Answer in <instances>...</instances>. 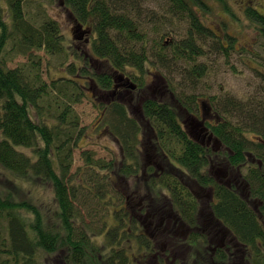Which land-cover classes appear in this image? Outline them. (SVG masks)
Here are the masks:
<instances>
[{
  "label": "trees",
  "instance_id": "obj_1",
  "mask_svg": "<svg viewBox=\"0 0 264 264\" xmlns=\"http://www.w3.org/2000/svg\"><path fill=\"white\" fill-rule=\"evenodd\" d=\"M34 1L0 0V165L20 178L41 183L39 187L50 186L53 199L44 198V193L42 198L36 199L37 194L24 191L15 181L16 176L0 173V264H47L49 256L58 252L64 254L65 264H129L127 249L117 248L115 243L122 239L127 241L130 232L139 229L135 223L117 240L116 231L107 230L102 244L94 241L99 233H91L88 226L79 225L76 204L79 194L71 183V168L80 139L85 134L92 135L88 126L81 124V116L74 105L81 101L82 94H87L84 90L88 87L70 76H61L50 82L44 78L42 58L35 51L46 49L51 55L61 56L65 51L64 35L58 21L47 15L41 3L35 5ZM145 2L65 0L80 24L87 20L93 22V58L102 60L120 74L133 77L140 70L145 73L144 67L151 58H157L165 68L166 63L173 64L176 59L190 63L197 56L209 55L205 47L213 36L198 12V7L207 5L205 0H169L172 15L187 24L185 37L173 42L170 52L164 42L153 50L147 47L145 32L140 29L141 24L137 25L142 23ZM246 14L264 37V13L255 7H247ZM214 40L210 54L215 53L213 50L227 51L228 46L222 40ZM18 56L28 58L9 67L8 63ZM88 59L84 57L86 63ZM129 67H132L131 72ZM190 70L197 78L202 77L207 64L191 66ZM106 73L95 81L108 90L113 86V78ZM194 95L185 98L186 105L178 96L177 105L150 98L143 109L146 124L156 132L161 149L175 156L193 178L215 186L217 202L213 209L216 216L232 227L238 236L253 244L257 252L250 259L252 264H264L263 248H259L256 242V237L264 241L259 220L260 217L264 219V99L257 104L253 103L254 100L245 104L233 97H219L216 100L219 106L221 98L223 110L213 105L215 99L210 102L219 116L218 122L212 126L213 132L229 149L231 164L246 165L250 154L260 161L257 166L250 162L252 164L245 173V190L261 203L258 210H254L250 205L251 198L244 199L235 189L215 183L204 170L211 151L193 142L178 120L180 109L177 108L180 106L195 112L193 108L198 99ZM106 107L109 109L102 113L97 127L102 131L107 129L122 141L125 158L121 159L119 171L126 175L136 174L137 169L132 168L135 157L132 156L140 143L143 126L124 104L113 102ZM253 131L258 133L256 140L248 136ZM22 147L31 148V154L21 150ZM81 155L85 162L83 169L88 171L86 177L97 179L104 169L117 170L115 161L96 159L90 150H83ZM162 182L171 188L175 203L178 199L179 205L193 204L192 207L196 208V200L192 199L190 191L185 190L180 178L169 175ZM99 184L98 191L107 190L105 185ZM85 188L92 190L89 186ZM184 194H187L186 198ZM102 196L99 194L104 198ZM122 210L114 212L119 220L121 215L127 214L125 210L121 213ZM121 220L124 219L121 217ZM144 236L135 238L136 244L143 249L142 245L145 248L150 245ZM108 248L111 249L106 253Z\"/></svg>",
  "mask_w": 264,
  "mask_h": 264
},
{
  "label": "rangeland",
  "instance_id": "obj_2",
  "mask_svg": "<svg viewBox=\"0 0 264 264\" xmlns=\"http://www.w3.org/2000/svg\"><path fill=\"white\" fill-rule=\"evenodd\" d=\"M145 1L143 20L142 23H137V25L141 24L139 27L145 32L144 38L148 41L147 47L153 50L158 47L160 42H164L168 45L166 50L170 52L173 42L176 43L185 37L187 24L180 20L178 16L172 15L169 10V0ZM205 2L207 3L205 8L198 7V12L203 24L211 31L213 36L212 39L208 40L210 43H207L205 47L209 51V55L197 56L190 63L176 59L173 64L166 63L165 68L161 66L162 64L157 58L153 60L151 58L144 67L145 73L140 70V72H136L135 76H131L133 80L142 83V88H120L121 90L122 88L124 89L122 92L128 91L127 94L122 95L125 101L124 104L129 109L131 116L138 121L141 127L143 126V130L146 129V120L143 117L142 110L139 111L137 107L138 94L147 99L152 98L160 102L175 103L176 105V102L179 103L178 97H181L186 105L185 98L195 94L196 96H194L199 102L206 100L210 103L211 100L215 99L213 100V105L216 108L218 107L219 110H223L224 105L220 98L219 107L216 99L223 96L239 99L245 104H249L253 100V103L257 104L261 102V99H264V37L257 25L246 14L247 7H255L261 13H264V0H205ZM33 3L35 5L39 3L43 5V8L47 10V15L58 21L61 26V32L64 35L65 51H63L61 56L51 55L46 49L35 51L42 58L44 78L50 82L61 76H70L78 83L88 87L84 90V93L87 91V94H82L81 101L74 105L81 116V124L88 126L89 130H87L92 135V137H89L85 134L80 139L78 146L74 150V164L71 168L73 175L71 183L76 186L75 188L79 194L76 200L79 210V225L88 226L91 233H99L94 239L98 244H102L105 239L104 233L106 234L107 230L110 229L116 231L117 240L122 235H126L130 227H134V222L126 220L127 217L121 215V213L125 209L128 212L130 211L131 215L133 210L137 212L139 208L137 202L142 196L145 200H151L153 202L152 206H150L152 214L150 213L148 219L143 222L149 223L154 220V223L146 228L140 221L141 227L136 229L135 232H130L131 237H126L127 241L126 239H122L121 242L117 241L115 246L127 249L129 264H141L138 260L145 264H149V262L153 264L154 257L150 252L151 249L149 247L144 249L139 247L134 240L140 235L144 236L140 234L143 230L146 231L144 240L151 245L153 242L150 243L148 239L153 238L154 244L152 245L157 250H161L164 245L169 247L175 238H178V240L180 238L184 239V235L177 234L173 239L169 237L175 231V228L168 227L166 221L163 225L161 224L159 229L155 228L156 223L159 222L157 212L160 210L158 207H163V205L167 207L165 203L168 200L166 196L164 197L163 194H160L161 198L156 201L154 198L156 193L149 189L148 184L144 185V182L141 184L144 178L142 172L143 161L145 164H149L148 158L151 156V150L146 151V156L145 152L144 154L142 153L141 163L137 162L138 166L141 164L139 175L129 176L121 173L119 168L123 152L119 140L107 129L102 131V129L97 127V121L102 113L105 109H109L106 105L112 104L114 99L111 98L112 92L110 89H101V86L95 80H98L99 76L105 74V72L110 73L111 76L108 75L113 79H116L117 75H115V71L111 66H108L102 60L93 58V22L91 20L84 21V26L81 27L84 30L78 28L79 26L72 10L66 5L65 0H36ZM216 38H219L224 45L228 46L227 51L224 49L222 53L213 50L215 53L210 54L212 51L210 46H213ZM84 55L89 57V64L84 60ZM27 58V56H18L9 62L8 66L15 67L19 63L26 61ZM201 63L207 64V70L202 77L197 78L190 72V68ZM129 70L131 72L132 67H129ZM118 82H121V80L118 79ZM181 98H179L180 101ZM195 113L201 116L202 109H196ZM181 115L183 116L181 118L186 120V122L187 115L188 118L192 116L185 111ZM256 132L248 133L250 139H258L259 136ZM20 149L31 154V148L22 147ZM83 150L92 151L96 159L115 161L117 170L104 169L96 176L97 179L94 177L91 179V176L86 177V172L88 171L83 169L85 164L81 155ZM214 152L215 154L213 155H216V157L213 158L212 172L216 180L219 177L220 180L225 182L226 179L222 176L220 170L230 174L233 171V173L237 174V169L233 168L234 166L229 163V152L222 145H219ZM253 159H255L254 155L250 154V161L242 168L243 172H248ZM4 172L8 173L10 177L16 176L15 181L24 188V191L28 190L30 193L34 192L37 194L35 195L36 199L42 198L44 194V198L53 199L50 186L39 187L41 183H34L26 178H20L13 173H9L8 170L0 165V173L4 175ZM85 177L87 178L86 180ZM179 177L181 178V176ZM80 178H84V180H79ZM99 183L105 185L104 188L107 190L98 191ZM190 185L198 191L197 184L190 183ZM88 186L92 190L85 188ZM104 192H108L107 195ZM207 193L208 188L203 191V197L200 198L201 209L205 206L204 200L208 198L206 196ZM99 194L100 196L104 195L102 196L104 198H100ZM247 197L249 198V195ZM250 200L252 201V199ZM121 209L123 210L118 215H121L125 221L121 220V217L119 220L114 214L115 211ZM122 225L123 227H121ZM110 249L108 248L106 253H109ZM63 255V253L60 254L59 252L52 254L51 257L49 256L47 264H65ZM146 260H148L147 263Z\"/></svg>",
  "mask_w": 264,
  "mask_h": 264
},
{
  "label": "flooded vegetation",
  "instance_id": "obj_3",
  "mask_svg": "<svg viewBox=\"0 0 264 264\" xmlns=\"http://www.w3.org/2000/svg\"><path fill=\"white\" fill-rule=\"evenodd\" d=\"M76 22L79 26L78 28H81V25L82 27L84 26L83 23L80 24L77 20ZM81 30L84 29L81 28ZM114 71L116 72L115 75H117V78L112 80L113 86L110 89V91L112 92L111 98L114 99L112 103L116 102L124 104L125 101L123 100L122 95L127 94L128 91L125 90L122 92V90H124L123 88H142V83L133 80L131 76L118 73L117 70ZM118 79H120L121 82H118ZM121 87H123L122 90L120 89ZM137 99L138 110H142L143 117L145 118L143 109L145 103L150 98L147 99L138 94ZM177 109H180L178 120L185 128L190 139L197 144L199 143L201 146L206 148L207 151H211L209 155V163L205 166L204 170L209 173L210 177H212L211 179H214L215 183L222 184L229 189L233 188L239 193L241 197L247 199L246 197L247 195H249L245 190L247 182L245 179V172H243L242 170V168L245 167V164L234 166L233 164H231L228 154V161L232 166H234L233 168L237 169V174L233 173V171L230 174L226 173V171L223 172L224 170H220L222 176L226 179L225 182H223L224 180H220L219 177L217 179L220 181L216 180L212 172L213 158L216 157V155H213L215 154L214 151L219 145H222L224 148H226V146L222 144L221 140L214 134L212 129L213 124L215 122H218L219 120V116L214 111L215 107L208 103L206 100H202L201 102L197 101L193 109H202L201 116H198L195 112L191 113L188 110H185L188 108H184L183 106H180ZM184 111L187 112V114L192 115L190 118H188L187 115V122L186 120L181 118L183 117L181 113ZM145 120L147 123L146 118ZM158 140L160 139L158 138L156 132L152 130L150 126L147 125L146 129L142 130L139 140L140 143L138 144V147H136V153L132 156L133 158L135 157L134 160H132V168H134V170L137 169V173L133 174L132 176L139 175L141 164L138 166L137 162L141 163V154H144L145 152L146 156V151L151 150V156L148 158L149 164H145L143 161L142 172L144 174V178L141 184H143V182L144 185L148 184L149 189L152 192L156 193V195L154 196L156 201L161 198L160 194H163L164 197L166 196L168 200V202L165 200V204H167V207H164V205L163 207H158L160 210L159 212H157V216H159V222L156 223L155 228L159 229L161 224L163 225L166 221L168 227L175 228V231L169 237L173 239L177 234H183L184 239L180 238L178 240V238H175L173 239L174 241H172L169 247L167 245H164L161 250H157L156 247L152 245L154 244L153 238L148 239L150 243L153 242L150 246H148L149 249H151L150 252L154 257L153 264H252L250 259H252L254 254L257 252V250H255V248L253 247V244L246 242L243 237L238 236L236 231H234V229L227 224H224L214 212L213 205L217 202V197L215 195V186L211 183L208 185L202 184L196 177L193 178L192 174H190V171L182 164H180L175 156H172L161 149ZM146 144L148 147L146 146ZM121 149L122 152H124L122 143ZM226 149L229 152V149ZM122 158H125L124 153L122 155ZM255 162L260 161L255 158L253 159V163L256 165ZM260 165V167H263L262 164ZM169 175L178 178H180L179 176H181L180 179L187 188H185V190L190 191L194 197L192 199L196 200V208L192 207L193 204H191L190 206H181L178 203V199L175 203L171 188L162 182V179ZM190 183L197 184L196 187L198 188V191H196L195 188L190 185ZM206 188H208V193L206 195L208 196V198L204 200L205 206L203 209H201L200 198L203 197L202 193ZM186 196L187 194H184V198H186ZM249 198L251 197L249 196ZM251 199L252 201H250V205L254 210H258L261 203L258 202L255 198ZM137 204L139 208L137 209V212L133 210L132 215L130 211L128 212L125 209V213H127L126 220L133 221L139 228L141 227L142 223V225L147 228L148 225L154 223V220L150 221L149 223L143 222L144 220L148 219V216L151 213L150 206H152L153 202L148 199L145 200V198L142 196L139 198ZM259 220L262 224V230L264 233V219L260 217ZM137 234L139 235V233ZM140 234L145 235L146 231L143 230V232ZM256 242H258L257 246L259 248H263L264 252L263 239L256 237ZM142 246L144 248L146 247L144 245ZM138 261L141 264H145L141 260ZM147 261L148 260H146V263ZM149 264L152 263L149 262Z\"/></svg>",
  "mask_w": 264,
  "mask_h": 264
}]
</instances>
